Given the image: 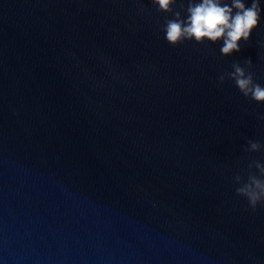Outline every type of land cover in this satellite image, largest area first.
Segmentation results:
<instances>
[{"label":"water","instance_id":"obj_1","mask_svg":"<svg viewBox=\"0 0 264 264\" xmlns=\"http://www.w3.org/2000/svg\"><path fill=\"white\" fill-rule=\"evenodd\" d=\"M259 2L225 57L168 44L152 0H0V264H264L232 179L264 103L218 83L251 59L264 86Z\"/></svg>","mask_w":264,"mask_h":264},{"label":"clouds","instance_id":"obj_2","mask_svg":"<svg viewBox=\"0 0 264 264\" xmlns=\"http://www.w3.org/2000/svg\"><path fill=\"white\" fill-rule=\"evenodd\" d=\"M152 3L158 6V12L174 17L166 19L162 28L168 44L175 47L184 41L194 40L198 44L222 41L220 53L225 57L241 51V44L248 43L261 20L259 0H252L250 6H246L244 0H231L230 5L225 0H187L186 8L184 0L179 3L177 0H152ZM183 12H186L184 17ZM251 68V59H246L244 66L233 63V70L219 75L218 83L223 84L226 79L234 81L245 98L264 103V86L255 81ZM259 118L264 120V114ZM262 148L264 145L259 141L249 140L244 151L258 152ZM232 179L237 185L236 194L247 200L253 212L258 206L264 207V164L253 160L248 164L246 179L240 174Z\"/></svg>","mask_w":264,"mask_h":264}]
</instances>
